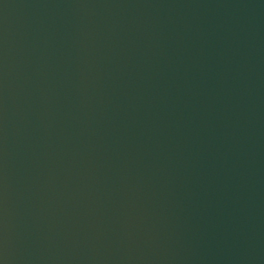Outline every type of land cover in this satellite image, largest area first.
Segmentation results:
<instances>
[{
	"label": "water",
	"instance_id": "1",
	"mask_svg": "<svg viewBox=\"0 0 264 264\" xmlns=\"http://www.w3.org/2000/svg\"><path fill=\"white\" fill-rule=\"evenodd\" d=\"M0 264H264V0H0Z\"/></svg>",
	"mask_w": 264,
	"mask_h": 264
}]
</instances>
